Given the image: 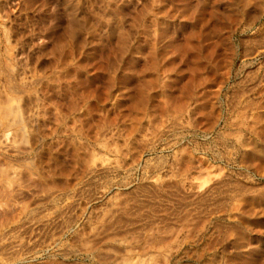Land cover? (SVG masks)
Instances as JSON below:
<instances>
[{
    "label": "rangeland",
    "instance_id": "rangeland-1",
    "mask_svg": "<svg viewBox=\"0 0 264 264\" xmlns=\"http://www.w3.org/2000/svg\"><path fill=\"white\" fill-rule=\"evenodd\" d=\"M0 264H264V0H0Z\"/></svg>",
    "mask_w": 264,
    "mask_h": 264
}]
</instances>
